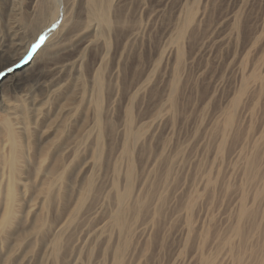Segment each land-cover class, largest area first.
I'll list each match as a JSON object with an SVG mask.
<instances>
[{"label":"rangeland","instance_id":"374dc122","mask_svg":"<svg viewBox=\"0 0 264 264\" xmlns=\"http://www.w3.org/2000/svg\"><path fill=\"white\" fill-rule=\"evenodd\" d=\"M38 11L39 0H0V49L19 45L16 61L0 57V101L23 115L42 110L33 151L65 148L66 206L57 195L47 224L62 222L88 184L94 201L60 238L56 260H47L50 241H25L20 225L0 264L113 263L123 238L94 235L114 210L128 118L140 135L135 184L146 181L149 205L133 217L148 229L123 264H264V0H114L103 36L76 7L72 25L36 46L27 23ZM97 105L99 137L86 140Z\"/></svg>","mask_w":264,"mask_h":264},{"label":"bare ground","instance_id":"6f19581e","mask_svg":"<svg viewBox=\"0 0 264 264\" xmlns=\"http://www.w3.org/2000/svg\"><path fill=\"white\" fill-rule=\"evenodd\" d=\"M113 2L114 0H72L71 2L68 0H39L37 16L27 23V27L33 35V39L38 41L35 43L37 46L58 27L60 33L61 28L72 25L68 22L67 11H73L77 7L91 18L93 23L88 28L103 36L111 25L109 11ZM189 20L190 17H187L186 22ZM56 32L49 38V41ZM180 34H182L181 31L178 33V37ZM59 36L61 35L59 34ZM175 44L178 49V42L176 41ZM17 47L19 45L13 43L9 50L0 49V57L4 58L5 56L6 58L10 55L11 61H16L14 52H17ZM74 67L72 66V68ZM95 85V90L99 93L100 79L96 80ZM58 92V89L53 90L50 92V96L54 97ZM81 100L84 104H90V100H87L85 95ZM0 106H2L0 108L2 112L0 127L3 125L0 138V250L3 251L5 243L21 231V225L24 229L22 232H24L25 241L37 239L44 243L50 241L49 248L47 247V260H56L59 254L60 238L70 229L75 220L85 213L84 207L88 208L87 205L94 201L91 194L92 185L88 184L85 189L80 188L76 191L75 203L62 222L53 226L48 225L43 217V212L51 206L53 199L60 195L66 206L67 200L64 194L66 185L63 176L69 169L70 163L66 164V161L60 159L65 148L61 143H53L48 150L33 151L29 144V138L36 130L35 126L38 124L39 118L41 115L43 116L42 110L32 107L27 110L26 115H23L16 112L17 109L18 111L22 109V105L12 106L10 102L3 99L0 101ZM91 111L93 130L86 140L92 136L99 137L98 105ZM128 116L129 111H127V118ZM30 119H34V123H31ZM230 123L231 113L227 115L224 124L225 130ZM132 124L128 118L122 132L124 141L121 146V158L125 157L127 164L123 170L117 164L111 177L109 196L114 204V210L107 217V224L99 228L94 235L104 236L109 230H112L123 238L116 247L112 264H123L124 255L129 253L134 236L143 234L148 229L143 227L142 223H138V218L133 219L135 215L139 214L140 209L149 205V201L143 197L146 181L141 179L135 184L131 155L133 147L140 141V135L133 130ZM75 153H72L73 159L76 157ZM96 155L98 156V153ZM96 165L97 163L94 161L91 166L92 170L99 171V169L96 170ZM39 213L42 214V217H39Z\"/></svg>","mask_w":264,"mask_h":264},{"label":"snow or ice","instance_id":"6c2138e0","mask_svg":"<svg viewBox=\"0 0 264 264\" xmlns=\"http://www.w3.org/2000/svg\"><path fill=\"white\" fill-rule=\"evenodd\" d=\"M9 71H11V69H9Z\"/></svg>","mask_w":264,"mask_h":264}]
</instances>
